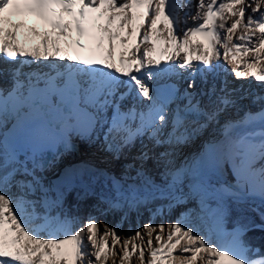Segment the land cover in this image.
<instances>
[{
  "label": "snow or ice",
  "instance_id": "6c2138e0",
  "mask_svg": "<svg viewBox=\"0 0 264 264\" xmlns=\"http://www.w3.org/2000/svg\"><path fill=\"white\" fill-rule=\"evenodd\" d=\"M13 16L20 19L13 23ZM33 19L42 23L43 31L31 23ZM21 30L38 38L31 50L18 40ZM105 41L107 55H97ZM117 41L131 42L118 60ZM61 42L87 47L92 55L63 53ZM157 44L164 46L158 49ZM0 56L11 64L0 66V126L9 107L17 115L24 110L14 109L13 102L33 96L36 87L56 89L48 94L53 106L62 102L60 90L70 85L73 104L88 113V139L102 138L110 163L122 165L124 174L135 172L147 183L149 163L161 165L172 180L182 175L190 182L207 206L204 198L216 192L211 173L221 159L225 163L235 159L241 162L235 188L239 194L229 190V198L261 202L252 208L255 217L226 233L223 204L208 209L215 231L221 233L216 240L180 219L168 225L146 224L127 237L107 225L101 232L93 219L68 232L66 220L50 215V209L57 207L54 201L27 198L41 189L35 168H5L0 156V264H108L110 256L119 257L118 264H132L134 256L138 264H264V247L244 239L249 232H264V169L257 177L251 163L257 155L264 161V96L256 97L262 105L258 112L244 111L238 120L220 125L221 113L235 109L245 97L233 99L235 90L230 91L227 82L218 86L210 79L222 61L237 78L253 77L264 84V0H0ZM56 61L66 62L59 65L62 70L41 67V62ZM33 64L34 69L24 70ZM177 70H182L179 76L186 82L183 89L163 82ZM5 77L7 87L2 83ZM204 97L210 107L202 105ZM128 99L134 103L125 108ZM138 104L147 110L141 111ZM212 125L221 128L223 143L213 137L182 165L176 163L178 149L195 143ZM18 127L32 137L46 135L27 120ZM237 129L244 131L237 134ZM145 136L152 148L142 144L135 157L125 159V152ZM61 139L65 150L71 151L70 139ZM9 186L17 189L15 195ZM36 220L42 223L34 228Z\"/></svg>",
  "mask_w": 264,
  "mask_h": 264
},
{
  "label": "bare ground",
  "instance_id": "6f19581e",
  "mask_svg": "<svg viewBox=\"0 0 264 264\" xmlns=\"http://www.w3.org/2000/svg\"><path fill=\"white\" fill-rule=\"evenodd\" d=\"M21 34H25L24 30H21ZM25 36L28 38L26 34ZM26 37L24 41H26ZM22 44L26 50H31L29 45L26 46L24 43ZM122 51H126V49L121 48L120 52ZM181 55L183 56V53ZM249 59L251 58L249 57ZM1 61L0 66H2ZM223 64L224 62L221 61L220 66L216 69L219 70L220 77L225 73ZM240 68L244 70L243 64L240 65ZM228 69L227 65V70ZM213 76H215V74H213ZM237 79L244 80L248 87H255L259 95L260 93L264 94V86H254L255 79L253 77ZM217 85L219 86L218 83ZM228 86L231 89V85ZM244 87L245 86H241L239 92L240 96L243 97H245L247 93ZM252 87L251 93L253 95ZM129 100L132 102L131 99ZM253 100L252 98V106L257 107V103H254ZM171 106L173 107V105ZM261 106H258L257 110L255 108V110L258 112ZM229 109L223 112L225 120L220 119V125H224L225 121L231 120L226 117ZM241 116H243V113H241ZM216 128L217 137L215 136V138L220 139L223 143L221 128L217 125ZM243 131L244 129H237V134ZM213 137L214 135L211 136L210 132L206 130L194 145L189 144L178 150H181L186 157L189 158L195 155L201 146L213 139ZM82 143H88L87 138H84ZM84 145L85 144L78 147L76 153L72 156L68 153L66 156L52 159V162L50 161L45 168H42L40 165L34 166L32 164L31 160L36 155H33L26 147H22L21 151L16 149V159L11 161L5 156L2 146H0V156L3 157L5 168L21 166L28 167L29 169L35 168L37 177L48 179L47 182L46 180H42L41 189L29 193L27 198L39 200V198L46 197L49 202L57 200L59 204L57 207L50 209V215L66 220L64 231L74 232L82 227L89 219H93L96 220L101 227L103 224L115 228L119 230V235L121 237H127L130 234H134L137 230L143 229L146 224L168 225L180 219L186 224L194 226L198 231L207 235L210 239L216 240L221 235L220 232H216L214 229L210 219L211 212L206 213V211H201L202 206L200 204V197L195 199L196 193L192 191L191 183L186 182L182 175L179 180L175 181L171 178L167 180L162 177L163 180H161L160 188L156 189L152 184L154 175L151 173L150 166L152 165L149 163L147 167L151 178L147 180V183L137 178H135L136 183L133 185H121L115 183L113 180L108 182L105 176L109 177L108 174H112L111 172L114 170V168H112L113 165L110 161H105L104 158L98 156L96 152H88L86 148H83ZM83 150H87V152ZM131 152V158H133L134 151L131 150ZM176 156L182 158L179 156L178 152ZM67 159L69 160L67 161ZM185 159H180V161L178 160L176 162L182 165ZM21 163L25 164L21 165ZM77 163H81L88 171L78 174L76 171L71 173L69 168L73 167L72 164L77 165ZM251 163L258 177L260 170L264 169V161L257 155ZM52 164H57V169L65 168L62 170L63 172H59V175L62 173L63 178L61 177L59 180L50 181L54 177L53 175L49 176L50 174H48L46 170ZM240 164L241 162L235 159H231L227 163L221 159L219 168L211 173L214 177V186L218 188L225 197L229 196V190L235 195L239 194L235 193V188L240 181V177L237 175ZM227 165L228 167H226ZM158 169L161 170L159 172H163L164 168L161 166L160 169L158 166ZM64 173L66 174L64 175ZM133 175L136 177L135 173ZM46 186H48V192L45 194L42 190ZM8 191L12 195L17 193V189L11 186H9ZM114 200H120L121 202L113 204ZM245 201H250L256 206L261 203L258 199H247ZM132 220L136 222L134 223L136 226L135 229L133 228ZM34 224L35 223H33L32 226L35 228L36 224ZM126 229L127 232L125 233ZM102 231L103 229L101 228V232ZM117 251H119V248H117ZM113 259H115L118 264L119 257L113 258L111 256L109 257L108 264H112ZM132 264H138V260L135 256L133 257Z\"/></svg>",
  "mask_w": 264,
  "mask_h": 264
},
{
  "label": "rangeland",
  "instance_id": "374dc122",
  "mask_svg": "<svg viewBox=\"0 0 264 264\" xmlns=\"http://www.w3.org/2000/svg\"><path fill=\"white\" fill-rule=\"evenodd\" d=\"M181 14H183V13H181ZM161 27H163V26H161ZM229 66V65H228ZM228 68H230V74H229V76H231V77H233V83H232V87H233V89L232 90H235L234 92H233V99H236V98H238L239 96H240V94H239V92H240V87H238L237 88V91H236V87L238 86V85H244L245 84V87H246V85H247V83H245V81L244 80H242V82H237L238 81V79L236 78V76L234 75V73H232V71H231V67L229 66ZM234 77H235V79H234ZM237 80V81H236ZM241 83V84H240ZM254 86L255 85H257V86H264V84H261V82H258V81H256L255 80V83L253 84ZM252 87V86H251ZM251 87H248L247 89H246V91H247V93L245 94V98L244 99H242V100H239L238 101V106L235 108V109H229V112H227L228 114H227V118H229V119H231V120H238V118L239 117H241V113H243L244 114V111H251L252 113H256L257 111V107L258 106H260L261 104L258 102V101H256V99H254L253 98V95H254V97H256V95L258 94L257 93V90H256V93L255 94H253L252 95V93H251ZM253 89L255 90L256 88L255 87H252V91H253ZM231 90V91H232ZM262 95H264V94H262V93H260V95L258 94V96H262ZM252 98L254 99L253 101H254V103H259V104H257L256 106L257 107H255V106H252ZM205 99H206V104H207V106H209L210 104L209 103H207V100H209V98L208 97H205ZM132 100V99H131ZM129 102H131L130 100H129ZM128 106H129V104H127ZM211 106V105H210ZM209 106V107H210ZM254 107V108H253ZM255 108H256V110H255ZM242 111V112H241ZM259 111V110H258ZM224 113H221V116H220V119L221 120H225V117H223V116H225V115H223ZM226 118V119H227ZM221 120H220V122H221ZM135 124H136V122H134ZM139 124V120L137 119V125ZM217 128H216V125H212L207 131L208 132H210V135L211 136H213L214 135V137L216 136L217 137V130H216ZM142 144H146V145H148V147L151 149L152 148V145H151V143H150V141L148 140V138L145 136L142 140H138L137 142H136V145H135V147L133 148V149H131V150H133L134 151V154H133V157H135L136 156V154L141 150V145ZM192 145H194V143L192 144ZM90 146L92 147V148H90ZM184 147V146H183ZM83 148H86L87 150H88V152H90V151H92V152H96V154L98 155V156H100V157H102V158H104L105 159V161H110V155L107 153V152H105L104 150H103V146L102 145H99V144H95V145H90V143L88 144V143H85V145H84V147ZM196 149V148H195ZM87 150H83V151H85V152H87ZM153 151H162V149H153ZM195 151V150H194ZM102 152H103V154H102ZM178 153H179V156L180 157H182V158H179L178 156H176V160H175V162L176 161H180V159L181 160H183V159H185V158H187L186 157V155L181 151V150H178L177 151ZM132 152H127L126 151V154H125V159H132L131 157V154ZM195 153V152H194ZM194 153H191V154H194ZM181 154V155H180ZM82 163V162H81ZM81 163L80 164H78L77 163V165H74V164H72L73 165V167L72 168H69L70 170H71V173L72 172H74V171H76V173L78 174V173H83V172H86V171H88L86 168H85V166H83V165H81ZM177 163V162H176ZM22 164H25V163H21V165ZM113 166H112V168H114V170H112V174H108V176L109 177H107V176H105L106 178V180L109 182V181H111V180H113L115 183H118V184H121V185H126V184H128V185H133V184H135L136 183V177H134V173L135 172H132L130 175H126V174H124V168L122 167V165H120V164H113V163H111ZM20 165V164H19ZM151 165L152 166H150L151 168H150V170L152 171L151 173L154 175V180L152 181V184H153V186L156 188V189H159L160 188V184H161V180H163L164 178L165 179H167V180H170V175H169V173L167 172V170L164 168L163 169V172H159V171H161V170H159L158 169V166L160 167V169H161V165H158V164H153V163H151ZM56 166V167H55ZM57 164H52V165H50V167L46 170V172L48 173V174H50L49 176H51V175H53V177L54 178H52L50 181H53V180H59L61 177H62V173L59 175V172H60V170H59V168L57 169ZM226 167H228V165L226 166ZM163 168V167H162ZM228 169V168H227ZM229 170V169H228ZM66 173H64V175H65ZM162 177H163V179H162ZM42 177H39V180H40V182L42 183V180H46V182L48 181V179L47 178H42ZM63 178V177H62ZM158 180V181H157ZM49 181V182H50ZM107 182V183H108ZM43 192H45V194L48 192V186H46L43 190H42ZM199 196H196L195 195V199H197ZM40 199V198H39ZM204 199H206L207 200V206H204V205H202L201 204V197H200V204H201V206L202 207H205V211H206V213H210V211H208V209H215L216 208V206H217V203H222L223 204V206L225 207V208H227V207H230L229 206V204H228V202H226V201H229L230 203H234V204H238V205H244V204H248V206H250V207H259V204L256 206V205H254L252 202H250V201H237V200H233V199H230L229 198V196H223L222 195V192L221 191H219L218 190V188H216V192H211V193H209L208 194V196L207 197H205ZM55 202V204L58 206V204L59 203H57V200L56 201H54ZM229 219H231V220H233L231 217H229L228 219L225 217L224 218V220H223V224H222V228H223V231L224 232H228V231H230L229 229H232L237 223H233L231 220H229ZM133 222H132V224H133V228L135 229V224L134 223H136L134 220H132ZM235 221V220H234ZM40 222H42V221H40V220H37V221H35L34 223L37 225V224H39ZM34 224V225H35ZM103 224H102V229H103ZM127 232V229L125 230V233ZM262 238V237H261ZM260 237H257L256 235H247L246 234V236L244 237V239L248 242V243H250L252 246H254V247H264V238H262L261 239ZM261 241H260V240Z\"/></svg>",
  "mask_w": 264,
  "mask_h": 264
},
{
  "label": "trees",
  "instance_id": "16d2710c",
  "mask_svg": "<svg viewBox=\"0 0 264 264\" xmlns=\"http://www.w3.org/2000/svg\"><path fill=\"white\" fill-rule=\"evenodd\" d=\"M226 202H228L230 207L225 208L227 210V215L225 217L227 219L231 217L233 220L231 219L229 220H231L233 223H239L240 221L244 219H252L253 217H255V213L252 212L253 207L248 206V204L238 205V204L230 203L229 201H226ZM253 234L256 235L257 237L264 238V232H261L259 230H255V231L247 233V235L249 236Z\"/></svg>",
  "mask_w": 264,
  "mask_h": 264
}]
</instances>
